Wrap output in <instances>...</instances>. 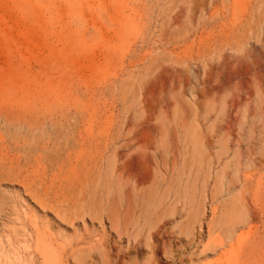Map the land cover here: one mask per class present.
<instances>
[{
    "label": "rangeland",
    "instance_id": "obj_1",
    "mask_svg": "<svg viewBox=\"0 0 264 264\" xmlns=\"http://www.w3.org/2000/svg\"><path fill=\"white\" fill-rule=\"evenodd\" d=\"M0 264H264V0H0Z\"/></svg>",
    "mask_w": 264,
    "mask_h": 264
},
{
    "label": "bare ground",
    "instance_id": "obj_2",
    "mask_svg": "<svg viewBox=\"0 0 264 264\" xmlns=\"http://www.w3.org/2000/svg\"><path fill=\"white\" fill-rule=\"evenodd\" d=\"M138 162H140L139 168L136 169L135 172V177L137 179V181L139 180V178L142 176V173L147 169L149 171L150 168V160L149 157L144 153V155L141 156V160H139ZM124 166V164L122 165V167Z\"/></svg>",
    "mask_w": 264,
    "mask_h": 264
}]
</instances>
